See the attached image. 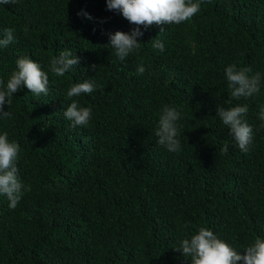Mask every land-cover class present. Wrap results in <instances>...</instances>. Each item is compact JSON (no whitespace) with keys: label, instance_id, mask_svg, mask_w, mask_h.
<instances>
[{"label":"trees","instance_id":"trees-1","mask_svg":"<svg viewBox=\"0 0 264 264\" xmlns=\"http://www.w3.org/2000/svg\"><path fill=\"white\" fill-rule=\"evenodd\" d=\"M134 27L106 0L0 4V38L15 30L0 48V80L6 87L22 56L49 78L47 95L21 86L4 106L11 119L0 117V134L20 146L23 186L14 210L0 195V264H191L174 249L200 227L241 255L264 239V0H202L190 20L142 29L139 49L121 62L109 33ZM62 51L80 59L57 76L50 62ZM229 65L260 73L259 92L232 97ZM85 79L96 90L68 98ZM72 100L92 109L87 125L64 117ZM217 105H247V152ZM165 106L182 113L179 152L155 135Z\"/></svg>","mask_w":264,"mask_h":264},{"label":"clouds","instance_id":"clouds-1","mask_svg":"<svg viewBox=\"0 0 264 264\" xmlns=\"http://www.w3.org/2000/svg\"><path fill=\"white\" fill-rule=\"evenodd\" d=\"M16 0H0V4H14ZM202 0H106L108 10L119 11L120 14L132 25H135L130 32L116 31L109 33V45L115 50V55L123 62L134 50L139 49L138 38L153 25L180 24L190 20L200 11ZM87 19L92 17L85 13ZM165 30L160 27V32ZM14 29L4 30L3 37L0 38V48L6 47L14 42ZM154 48L164 51L161 41L155 40ZM79 57L70 51H62L59 56L51 58V71L57 76H63L74 66L79 64ZM96 65H91V69H96ZM136 71L143 74L145 69L138 66ZM248 68H238L229 65L225 69V76L228 87L231 89V96L237 100L240 98L252 97L260 90L261 74L256 73L248 76ZM21 86L26 87L29 92L40 95H47L49 91V78L41 66L27 56H22L16 60V70L4 86V81L0 80V117L11 119V114L4 110L5 104L11 103L10 97L20 90ZM98 85L92 79H85L83 82L73 84L67 91V97L72 98L80 94H89L96 90ZM248 111L247 105L235 106L225 109L217 105L216 116L220 118L229 129L230 135L236 146L242 152L249 150L252 143V128L243 118ZM64 117L71 122L73 127L85 126L88 124L92 109L81 107L76 100L67 106L63 111ZM182 113L173 107L165 106L159 117V126L155 133L158 143L167 148L170 152H179L181 141L177 138L179 128L177 121ZM261 120H264V106L260 109ZM225 153L228 145L221 149ZM20 146L17 142H9L8 134H0V195L7 197L10 209H15L21 198V188L23 187L17 172L16 160ZM184 256L191 257V264H264V239L255 238L254 243L243 251L234 250L227 242L219 239L217 235L206 227H200L191 238H185L179 242V247L174 249Z\"/></svg>","mask_w":264,"mask_h":264}]
</instances>
